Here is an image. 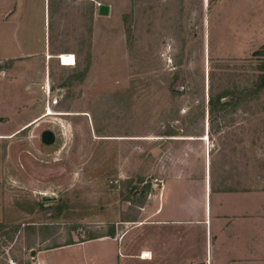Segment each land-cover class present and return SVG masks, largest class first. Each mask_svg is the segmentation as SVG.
<instances>
[{"label": "rangeland", "instance_id": "374dc122", "mask_svg": "<svg viewBox=\"0 0 264 264\" xmlns=\"http://www.w3.org/2000/svg\"><path fill=\"white\" fill-rule=\"evenodd\" d=\"M250 1L0 0V264H36L33 250L125 232L146 218L149 196L161 203L180 161L194 181L207 157L216 188L264 201V91L209 119L212 94L253 87L264 65ZM56 50L76 65H45ZM19 54H30L27 81L3 58ZM46 130L55 144L42 142ZM105 245L44 257L101 264Z\"/></svg>", "mask_w": 264, "mask_h": 264}, {"label": "crops", "instance_id": "0c3cea01", "mask_svg": "<svg viewBox=\"0 0 264 264\" xmlns=\"http://www.w3.org/2000/svg\"><path fill=\"white\" fill-rule=\"evenodd\" d=\"M256 6L258 21L254 19ZM248 7L251 30L258 28L259 32L264 33V0L258 3L252 0ZM63 53L66 52L56 50L51 54L47 51L45 65L55 62L64 66L59 59ZM29 57L30 54H19L3 58L16 59L19 66L24 68L20 81H27L30 71L23 63ZM48 85L47 91L51 90ZM45 112L24 126L42 120ZM174 164L177 165L164 186L161 203L155 202L153 194L148 197L146 218L133 220L125 232L116 228L96 239L44 247L33 256L36 264H49L44 255L50 251L69 250L76 246L87 248L96 241L108 242L110 246L105 245L101 250V264H264L262 193L239 188L238 191L228 192L225 187L216 188L211 162L209 169L207 157L205 175L194 181L188 180L186 167H181V161ZM144 236L145 240L142 239ZM145 253L150 255L145 258L142 256ZM66 258L68 262L60 263L58 258L57 262L51 264L69 263L71 259Z\"/></svg>", "mask_w": 264, "mask_h": 264}, {"label": "trees", "instance_id": "16d2710c", "mask_svg": "<svg viewBox=\"0 0 264 264\" xmlns=\"http://www.w3.org/2000/svg\"><path fill=\"white\" fill-rule=\"evenodd\" d=\"M261 73L258 80L253 87H248L245 89H236L235 91H223L217 95L212 94L209 100V119H212L215 115L219 113H228L230 110H236L242 104L249 105L255 101L260 93L264 91V65L260 67ZM231 96V97H230ZM230 97V99H228ZM213 121V120H212ZM174 132H170L168 135L172 136ZM149 186H146L148 188ZM228 192L238 191V187H225ZM252 190V189H245ZM145 195V194H144ZM4 228L3 224H0V231ZM113 234V233H112ZM99 237H91L89 240L96 239ZM67 244H74L73 241Z\"/></svg>", "mask_w": 264, "mask_h": 264}, {"label": "water", "instance_id": "95a60500", "mask_svg": "<svg viewBox=\"0 0 264 264\" xmlns=\"http://www.w3.org/2000/svg\"><path fill=\"white\" fill-rule=\"evenodd\" d=\"M98 14L100 16H109L111 14V6L109 4L100 3L98 5ZM56 134L52 130H46L42 133V142L48 146L56 143ZM32 255H36V251H32Z\"/></svg>", "mask_w": 264, "mask_h": 264}, {"label": "bare ground", "instance_id": "6f19581e", "mask_svg": "<svg viewBox=\"0 0 264 264\" xmlns=\"http://www.w3.org/2000/svg\"><path fill=\"white\" fill-rule=\"evenodd\" d=\"M59 59L61 60L62 65L64 66H75L76 65V57L74 54L71 53H63L59 56ZM48 114L51 115L53 114V111L49 108L48 109ZM150 254L149 253H145L144 257H148Z\"/></svg>", "mask_w": 264, "mask_h": 264}, {"label": "built area", "instance_id": "2783aa9c", "mask_svg": "<svg viewBox=\"0 0 264 264\" xmlns=\"http://www.w3.org/2000/svg\"><path fill=\"white\" fill-rule=\"evenodd\" d=\"M100 3H98V5H99ZM143 257H144V254L142 255Z\"/></svg>", "mask_w": 264, "mask_h": 264}]
</instances>
